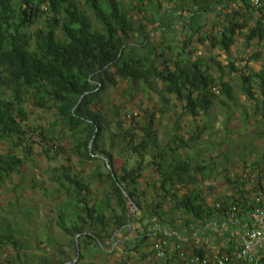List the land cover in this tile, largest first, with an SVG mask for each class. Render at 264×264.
<instances>
[{"label":"trees","instance_id":"1","mask_svg":"<svg viewBox=\"0 0 264 264\" xmlns=\"http://www.w3.org/2000/svg\"><path fill=\"white\" fill-rule=\"evenodd\" d=\"M136 2L139 7H124L121 0H0V143L22 152L0 149V184L19 173L37 149L53 163L48 179L58 202L52 223L66 241L63 246L47 233L32 244L24 230L2 218L0 264H63L75 257L77 234L76 262L95 245L107 256L120 255L113 264H158L153 246L166 240L174 247L161 264H184L175 248L187 246L181 228L239 220L248 229L251 213L262 207L264 154L233 175L226 166L229 155L215 154L225 160L220 174L227 192L209 202L200 188L217 169L215 158L196 147L210 127L205 118L215 102L223 103L219 93L234 105L237 100L234 86L222 74L214 76L210 61L195 54L206 45L229 55L238 34L245 49L264 47V6H252L250 0ZM135 10L142 11L137 25ZM156 32L175 33L169 42L162 37L154 43L150 33ZM244 54L248 62L259 58L258 52ZM229 67L237 71L233 62ZM244 69L238 71L240 89L253 106L254 119L264 122V68ZM119 81L128 82L130 93L153 91L161 120L169 104H178L177 120L185 116L193 122L188 137L179 134L175 121L172 134L160 139L155 112L144 108L137 114L113 101L110 90ZM28 106L54 108V119L34 124ZM147 167L157 178L146 181V191L140 179ZM128 230L133 232L130 241ZM117 232L126 237L121 238L126 258L105 252L119 239ZM190 253L205 255L202 250ZM258 259L264 264V253Z\"/></svg>","mask_w":264,"mask_h":264},{"label":"rangeland","instance_id":"2","mask_svg":"<svg viewBox=\"0 0 264 264\" xmlns=\"http://www.w3.org/2000/svg\"><path fill=\"white\" fill-rule=\"evenodd\" d=\"M121 2L124 7H128L129 3L136 4L137 7L140 6L136 0H121ZM167 7L170 8V5ZM141 15L142 11L135 10L132 12L136 25L142 21ZM210 20L211 14H207L205 18L206 29L210 26ZM172 23L175 24L176 20L173 19ZM174 33H166L165 35L158 32L150 33V38L154 43L160 42L162 37L168 41L169 36H172ZM244 49L243 35L238 34L235 43L230 48L229 55L224 54L218 49H208L206 45L199 46L195 54L210 61L208 66L214 76L222 74L224 80L234 86L233 95L237 100L236 105L219 93V99L223 103L215 102L213 104L210 114L205 118L210 127L203 132L196 144V147L213 158H215V154H219L220 152L227 153L229 155V164L226 166L231 170L232 175L247 170L253 160L258 159L264 154V122L258 119L259 117L257 120L254 119L252 115L254 111L253 106L240 89L241 80L240 73L238 72L241 70L242 73H246L247 69H244L245 66H248V71L252 73L259 72L264 68V47ZM251 50L252 52H250ZM244 51L246 54L247 52L248 54L258 52L259 58L248 62L246 61L247 55L244 54ZM229 62L234 63L237 71L230 69ZM220 68L221 70H219ZM252 84L255 88L258 84L257 79L254 78ZM128 87L127 81H119L118 86L110 90L111 99L125 103L128 109L132 108L134 113L137 114L144 108L155 112L157 117L156 128L160 139H167L172 134L175 121H178V125L181 127L179 134L185 138L188 137L193 122L189 117L185 116L177 120V116H180L178 104H169L165 117L161 120L158 118L159 105L156 103V94L151 90L144 93L136 91H131L130 93ZM28 109L30 110L29 120L34 124H46L54 119V108L42 110L28 106ZM228 117H230L229 121H227ZM198 125L203 126V121H198ZM0 149L2 151L16 152L19 156H22V152L17 148H12L9 143H0ZM180 151L181 153H185L182 149ZM143 159V162L146 163L149 160V156L146 155ZM62 161L61 159L58 162ZM214 162L217 167L213 175L214 177L200 184V188L203 189V194H205L209 202H212L217 195L227 192L220 174L225 160L222 156L218 155L214 159ZM52 165L53 163H49L36 149L24 160L19 173L12 174L10 179L0 184V221L2 218H8L14 226L24 230L28 234L32 244H34L35 240H44L43 236L49 233L48 235L51 236L52 240H55V238L60 239L63 246H66V241L62 239L61 232L52 223V217L54 216L52 210L56 202H58L52 194L54 184L48 179L49 166ZM156 178L157 175L152 173V168L147 167L140 179V187L145 188L147 191L146 181L152 183ZM211 186L215 188L214 192L207 189V187ZM145 199L150 200L147 196ZM132 212L131 210L130 213L132 214ZM177 224H179V221H177ZM128 233L129 237L127 239L130 241L133 237V232L128 230ZM119 234L118 232L116 233L117 237H119L118 241L111 243V245L107 244L109 247L105 252L117 251L122 253V256L126 258L127 255L123 252V240H121V238L125 237H122L121 234L119 236ZM85 254L86 258L76 263L84 264L85 262L92 261L95 264H113L120 256L117 254L107 256L103 251L97 249L95 245H91ZM157 263L161 264L162 262L161 260H157Z\"/></svg>","mask_w":264,"mask_h":264},{"label":"crops","instance_id":"3","mask_svg":"<svg viewBox=\"0 0 264 264\" xmlns=\"http://www.w3.org/2000/svg\"><path fill=\"white\" fill-rule=\"evenodd\" d=\"M244 230L239 224V220L233 223L225 221L215 223L214 221L196 229L192 226L189 229L181 228L180 233H182L181 241L187 242L186 251L202 250L206 256L213 258L225 252L236 255L242 245L239 240L242 239ZM262 231L263 235L253 241L250 246V253L257 258L261 256V253H264V226Z\"/></svg>","mask_w":264,"mask_h":264},{"label":"built area","instance_id":"4","mask_svg":"<svg viewBox=\"0 0 264 264\" xmlns=\"http://www.w3.org/2000/svg\"><path fill=\"white\" fill-rule=\"evenodd\" d=\"M250 3L255 7L264 6V0H250ZM257 201H261L260 198H257ZM261 203L262 207L256 209L250 215L251 227L243 231L242 245L236 255L221 253L213 258L206 255L199 257L186 251V249L182 250L183 246L178 244L175 248L181 250L179 254L181 255V260L185 262L184 264H262L257 257L250 253L252 242L263 235L264 200ZM173 247L166 240H156L153 246L155 258L161 260L165 256L166 251ZM183 251L186 252V255H184Z\"/></svg>","mask_w":264,"mask_h":264},{"label":"water","instance_id":"5","mask_svg":"<svg viewBox=\"0 0 264 264\" xmlns=\"http://www.w3.org/2000/svg\"><path fill=\"white\" fill-rule=\"evenodd\" d=\"M226 0H223V2L221 4H224ZM122 192L123 194L126 196V192L122 189ZM129 204L134 206L133 202L129 199ZM79 234L76 235V238H75V246H76V254H75V257L72 258L71 260L67 261V262H64L63 264H75L77 259H78V256H79V244H78V238Z\"/></svg>","mask_w":264,"mask_h":264},{"label":"flooded vegetation","instance_id":"6","mask_svg":"<svg viewBox=\"0 0 264 264\" xmlns=\"http://www.w3.org/2000/svg\"><path fill=\"white\" fill-rule=\"evenodd\" d=\"M100 246H102V245H100Z\"/></svg>","mask_w":264,"mask_h":264}]
</instances>
